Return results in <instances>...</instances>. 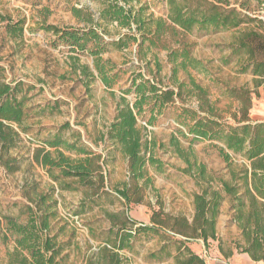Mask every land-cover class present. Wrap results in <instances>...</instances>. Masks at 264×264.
<instances>
[{
  "label": "rangeland",
  "instance_id": "obj_1",
  "mask_svg": "<svg viewBox=\"0 0 264 264\" xmlns=\"http://www.w3.org/2000/svg\"><path fill=\"white\" fill-rule=\"evenodd\" d=\"M138 1L139 6L148 8V14L165 19L169 15L167 0ZM227 1L229 8H236L245 16L264 19V0ZM74 8L83 11V18L90 14L98 22L104 9L103 0H0V15L11 18L12 23L25 22L22 38L10 36L6 30L7 23L0 22V82L12 86L23 83L24 91L18 99L24 101L26 113L23 126L16 127L20 135L16 146L4 154L0 142L1 255L6 250L1 243L2 230H12V225L16 223L28 224L32 217H36L34 213L42 215L48 206H55V201L57 204L53 208L55 215L50 218V230L66 234L67 242L74 249L77 243L81 246L87 244L92 250L100 245V239L92 236L101 237L111 229L106 212L124 211L130 219L139 223L137 227L140 223L149 225L153 211L160 209L173 216L183 215L192 221L195 213L194 194L202 188L197 184L196 175L185 172L188 165L175 153L173 137L180 139L182 150L193 155L192 162L205 166L208 179L212 180L215 189L221 188V181L235 183L233 173L250 168V163L233 151H228L231 161L225 162L218 151L217 146H222L219 142L196 140L188 133L182 107L196 106L190 97L183 96V100L177 99L175 103L167 105L152 125L149 124L153 108L151 104L138 117V126L146 139L156 142L154 152L163 162V170L148 166L153 183L146 190L144 204L125 207L114 188L128 179L127 161L114 147L99 142V139L114 122L123 98L131 105L135 103L136 94L132 92L126 95L124 92L131 89L134 81L140 83V76L158 87L172 88L169 80L172 64L168 52L161 49L151 50L144 60H140L137 45L133 43L127 49H116L112 43L128 31L116 23L101 21L98 32L106 46L101 57L111 62L109 68L112 75L118 76L117 84L112 89L107 88L98 78L95 57L89 51H73L72 47L42 29L49 25L76 31L89 28L91 24L74 16ZM237 35L238 30H195L187 36V41L193 45V56L202 61L207 69L203 74L192 72L193 77L207 90L210 100L226 113L229 123L234 126L236 124L230 116L239 109L240 102L230 98L229 90L253 89L254 86L253 76L242 73L241 59L232 55L230 45ZM157 60L161 64L160 73L155 66ZM85 67L95 75L93 80L83 75ZM180 80L188 81V76L181 74ZM250 121L253 124L264 121L262 92L259 98L253 96ZM57 133L71 143L79 141L107 159L106 191L113 196L88 199L86 190L78 185H74L78 190L73 191L60 188V182L72 180H53L48 170L36 160L44 148V142ZM109 153H112V157L107 156ZM66 154L73 159L78 158L75 153ZM201 184L207 187L205 182ZM237 205L236 199L224 195L217 219L219 241H209L208 247L202 240L189 244L191 249L195 244L205 246L210 253L203 257L207 264H217L219 258L246 254L243 250L247 247L236 221ZM158 246L157 241L138 244L137 254H129L132 264H176L173 258L161 262L148 260L149 254L156 251ZM76 258L78 260L79 256L72 254L71 262Z\"/></svg>",
  "mask_w": 264,
  "mask_h": 264
},
{
  "label": "trees",
  "instance_id": "obj_2",
  "mask_svg": "<svg viewBox=\"0 0 264 264\" xmlns=\"http://www.w3.org/2000/svg\"><path fill=\"white\" fill-rule=\"evenodd\" d=\"M167 1L169 15L166 19L148 14V8L139 6L138 0H103L104 9L98 22L90 14L83 18L82 10H72L76 18L91 24L86 30L61 29L51 25L42 28L72 47L73 51H89L95 57L98 78L109 89L117 84L118 76L112 75L109 68L111 62L101 57L106 51L103 37L98 32L101 21L116 23L128 31L112 43L118 50L127 49L133 43L137 45L140 60L146 59L153 49L168 52L172 64L169 77L172 88L158 87L140 76L141 82L134 81L131 89L124 92L126 95L134 92L135 103L131 105L123 98L114 122L99 139V142L114 147L127 161L128 179L116 186L114 192L127 208L144 204L146 190L153 183L147 167L162 171L164 164L155 156L156 142L146 139L140 130L138 117L146 111L145 107L153 104L149 122L152 125L167 105L175 103L177 99L183 100V96L190 97L196 104L195 107H182L188 133L196 140L219 142L222 146H217L218 151L225 162L231 161L228 151H233L247 160L250 168L233 173L235 183L221 181V188L215 189L212 180L208 179L205 166L192 162L193 155L182 150L180 139L173 137L175 153L188 165L185 172L196 175L197 184L202 188L194 194L195 213L192 221L183 215L173 216L160 209L153 211L149 225L140 223L137 227L139 223L130 219L124 211L106 212L111 229L101 237L92 236L100 239V245L92 250L87 244L81 246L77 243L74 249L67 242L66 234L50 230V218L55 215L53 208L57 204L55 201V206H48L42 215L34 213L36 217H32L28 224L16 223L12 225V230H2L1 243L6 250L2 255L0 253V264H132L129 254H137L138 244L151 241H157L159 246L149 254L148 260L161 262L173 258L176 264H207L189 244L202 240L208 247L209 241H219L217 219L224 195L238 202L236 221L247 247L243 253L255 262L264 261V121L254 124L250 121L253 96L259 98L261 92L264 94V22L245 16L236 8H229L227 0ZM0 22L7 23L6 30L10 36L23 37L24 21L12 23L11 18L0 15ZM195 30H238L230 45L231 52L241 59L242 73L253 76L254 86L253 89L229 90L230 98L240 102L239 109L230 116L236 126L229 123L226 113L217 108L207 90L192 75V72H207L202 61L193 56V45L187 41V36ZM90 45L92 48H89ZM155 66L160 73L158 60ZM181 74L187 75L188 81L182 82ZM83 75L87 79L95 78L87 67ZM22 86L21 82L15 86L0 82V142L4 154L16 146L20 138L16 127L21 128L26 118L24 101L18 99L24 91ZM180 133L185 136L182 131ZM40 152L36 160L48 170L53 180H72L60 182L62 190H78L74 187L78 185L86 190L88 199L113 196L106 191L107 159L102 154L90 150L79 141L71 143L65 140L61 133L46 140ZM66 153H75L78 158L73 159ZM107 156L112 157V153ZM57 171L59 174H56ZM74 253L79 258L71 262Z\"/></svg>",
  "mask_w": 264,
  "mask_h": 264
},
{
  "label": "crops",
  "instance_id": "obj_3",
  "mask_svg": "<svg viewBox=\"0 0 264 264\" xmlns=\"http://www.w3.org/2000/svg\"><path fill=\"white\" fill-rule=\"evenodd\" d=\"M192 249L202 257H206L208 254L210 255L203 244L192 245ZM217 262V264H263L262 262L253 261L247 254H235L229 256L228 259L219 258Z\"/></svg>",
  "mask_w": 264,
  "mask_h": 264
},
{
  "label": "water",
  "instance_id": "obj_4",
  "mask_svg": "<svg viewBox=\"0 0 264 264\" xmlns=\"http://www.w3.org/2000/svg\"><path fill=\"white\" fill-rule=\"evenodd\" d=\"M264 21V19H262Z\"/></svg>",
  "mask_w": 264,
  "mask_h": 264
}]
</instances>
